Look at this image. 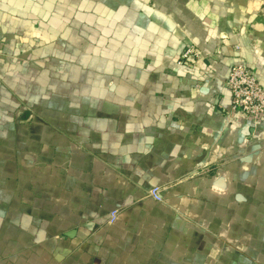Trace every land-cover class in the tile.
I'll use <instances>...</instances> for the list:
<instances>
[{
	"label": "crops",
	"instance_id": "0c3cea01",
	"mask_svg": "<svg viewBox=\"0 0 264 264\" xmlns=\"http://www.w3.org/2000/svg\"><path fill=\"white\" fill-rule=\"evenodd\" d=\"M130 1L8 36L0 264H264V120L226 114L237 56L264 85V0Z\"/></svg>",
	"mask_w": 264,
	"mask_h": 264
},
{
	"label": "rangeland",
	"instance_id": "374dc122",
	"mask_svg": "<svg viewBox=\"0 0 264 264\" xmlns=\"http://www.w3.org/2000/svg\"><path fill=\"white\" fill-rule=\"evenodd\" d=\"M128 1L130 0H116V2L112 0H52V2L50 0H3L0 4V53L8 44L10 32H14L12 37L14 41L15 37L22 42L31 37L35 42L40 40L47 42L49 39H44L41 34H37L40 20L44 25L53 27L56 19L68 20L70 18L72 20V13H126L130 7ZM142 4L147 10L167 13L159 11L155 0H142ZM188 49L193 51L186 57L184 54ZM192 57L197 61L202 57L212 58L214 55L205 53L195 43H190L179 54L177 62L179 64L189 63V61L195 63ZM238 58L240 56L236 59Z\"/></svg>",
	"mask_w": 264,
	"mask_h": 264
},
{
	"label": "built area",
	"instance_id": "2783aa9c",
	"mask_svg": "<svg viewBox=\"0 0 264 264\" xmlns=\"http://www.w3.org/2000/svg\"><path fill=\"white\" fill-rule=\"evenodd\" d=\"M193 50L188 49L184 56ZM226 85L231 93V105L226 111L228 117L245 115L254 123L264 120V85L258 79L252 65L235 59L226 78ZM162 187L155 185L149 189V195L157 201H162ZM117 210L110 213V221L117 217Z\"/></svg>",
	"mask_w": 264,
	"mask_h": 264
},
{
	"label": "snow or ice",
	"instance_id": "6c2138e0",
	"mask_svg": "<svg viewBox=\"0 0 264 264\" xmlns=\"http://www.w3.org/2000/svg\"><path fill=\"white\" fill-rule=\"evenodd\" d=\"M50 2H52V0H50ZM3 3V0H0V4H2Z\"/></svg>",
	"mask_w": 264,
	"mask_h": 264
}]
</instances>
